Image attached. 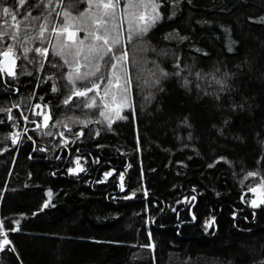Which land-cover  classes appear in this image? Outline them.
Instances as JSON below:
<instances>
[{"label": "trees", "instance_id": "obj_1", "mask_svg": "<svg viewBox=\"0 0 264 264\" xmlns=\"http://www.w3.org/2000/svg\"><path fill=\"white\" fill-rule=\"evenodd\" d=\"M69 3L0 0V33L20 25L26 46L39 47L30 39L36 25L87 7ZM163 3V19L127 45L135 110L110 128L98 110L62 103L67 69L52 66L59 58L51 36L42 65L29 53L18 61L24 74L18 67V79L0 78V107L16 118L0 112V221L5 231L19 227L8 231L0 264H264V205L251 207L249 192L264 179V0ZM170 33L187 39H166ZM153 61L172 75L147 87ZM212 75L228 87L220 91ZM37 103L51 110L47 129L32 123L41 121L32 112ZM12 133L21 138L15 146L4 139ZM77 158L85 171L73 175ZM249 171L259 174L246 179Z\"/></svg>", "mask_w": 264, "mask_h": 264}, {"label": "snow or ice", "instance_id": "obj_2", "mask_svg": "<svg viewBox=\"0 0 264 264\" xmlns=\"http://www.w3.org/2000/svg\"><path fill=\"white\" fill-rule=\"evenodd\" d=\"M19 2L23 5L25 0H19ZM60 3L61 7H63L64 0H60ZM79 3L88 5V9L81 12L79 16L74 17L70 11L65 10L59 24L46 20L45 24L36 25L38 28L37 35L30 37V39L39 40L41 44L39 47L28 48L26 46L19 31L20 25H15L16 30L12 33H0V47L3 48V50H0V78L7 76L15 80L18 79L19 74H24L23 64L18 65V61H29V53H32L29 62L41 63L42 65V62L47 60L49 56V48L44 45L48 41L49 36H51L56 41V44L52 45L54 55L59 58V61H62V63L59 61L53 63L52 66L67 69V74L64 75L62 73V77L67 81L68 95L62 103L70 105L76 100L79 101L76 105L77 107L98 110L99 115L105 118L110 128L114 122L112 116L116 120L127 119L122 113L126 110H132L133 112L135 110L132 99L133 77L128 67L127 45L134 40L142 39L163 19L160 9L164 6V3L163 0H135V2L134 0H126L125 7L120 11L121 0H70L69 7H74ZM93 8L96 11L93 12ZM141 8L144 11H135V9ZM3 13L5 15L11 14L10 9L7 7L3 8ZM57 15L59 16L60 14L57 13ZM13 19H15L14 16ZM33 19L40 20L41 17L35 16ZM76 21H80V23L77 24ZM260 22L264 23V19H261ZM49 24L52 25L51 28L48 27ZM72 28H75V31H71L70 29ZM81 31L85 33L83 38L79 36ZM25 35H29L27 31H25ZM5 37H9L17 43H7ZM173 38L187 39L174 33H170L166 37V39ZM69 56H71V59L68 58ZM153 65L154 67L148 69L144 74L145 86L147 87H157L160 85L162 78L172 75L160 68L155 61H153ZM18 67L21 69L19 74L17 72ZM174 67L178 69L174 75L180 76L182 69H180L179 57H177ZM27 74L31 75L30 72ZM195 75L197 79L201 78L200 73ZM225 77H227V73H225ZM51 79L52 77H49V80ZM139 79L140 76L137 77V80ZM211 81L219 86L220 91L228 87L226 79H218L215 75L211 76ZM189 83L190 81L184 78L183 86H187ZM52 91L57 92L58 88L53 85ZM216 98L219 99V96ZM40 99L42 100L43 97H40ZM12 107L19 108L20 105L15 104ZM0 112L9 113L8 120L15 121L16 118L11 114V108L0 107ZM32 112L34 115L42 117L40 123L32 121L37 128L43 127L47 129L50 127L51 110L47 104H35L32 106ZM20 115L24 120H28V117L23 112ZM74 122L81 123L87 127L93 121L79 120ZM95 122L100 123L101 121ZM57 123L61 122L58 121ZM64 126L68 127L67 124ZM13 127H15V123ZM69 131H71L70 128ZM44 134L51 136L52 132L49 131ZM83 134L81 131L77 135L82 136ZM96 134L99 135V132ZM60 135L63 136V133H60ZM4 139L10 140L14 146L21 142L19 133H12L4 137ZM28 139L31 140L32 137H28ZM5 150L7 151V149ZM39 150L44 151V149ZM74 163L76 166L68 169L70 174L75 175L78 172L85 171L79 158ZM212 166L211 164L209 165V167ZM258 174V172L249 171L245 178L256 177ZM112 175L113 172L105 173V180ZM119 179L121 181L120 187L123 190L124 176L122 173ZM249 192L260 193L258 198H253L250 201L251 207L258 208L264 205V179L257 186L250 187ZM51 196L52 193L49 191V199L44 203L43 208L50 206ZM213 223L214 219L209 221L206 226L211 227ZM16 224L19 225V221H16ZM8 231H19V227L17 226L15 229L9 228L5 231L4 222L0 221V235L5 237L0 242V250H3L5 246L11 243L7 238ZM142 247L154 250L155 245L148 244ZM12 250L14 251L15 249Z\"/></svg>", "mask_w": 264, "mask_h": 264}, {"label": "rangeland", "instance_id": "obj_3", "mask_svg": "<svg viewBox=\"0 0 264 264\" xmlns=\"http://www.w3.org/2000/svg\"><path fill=\"white\" fill-rule=\"evenodd\" d=\"M125 2H126V0H121L120 9H119L120 11H122L123 8L125 7ZM134 2H135V0H134ZM87 9H88V5H87V7H86L85 10H87ZM85 10H84V11H85ZM84 11H83V12H84ZM92 11H93V12L96 11L95 8H93ZM135 11H144V9H142V8H141V9H135ZM72 16L76 17V16H79V14H78V15H72ZM76 23L79 24L80 21H76ZM125 27H127V26H125ZM70 30H71V31H75V28H72V29H70ZM84 35H85V33H84L83 31L79 32V36H80V38H83ZM50 39H51V43H50V45H51V47H52L53 44H56V41H55V39H53L52 37H50ZM52 50H53V48H52ZM53 53H54V51H53ZM68 58L71 59V56H69ZM90 95H92V94H90ZM97 99H99V98H97ZM122 114H124V112H123ZM103 118H104V117H103ZM104 119H105V118H104ZM112 120H113V121H116V119H115L114 116H112ZM41 121H42V117H41ZM41 121H40V122H41ZM81 165H82V164H81ZM75 166H76V165H75ZM78 173H79V172H78ZM250 195H251L250 200H252L253 198H258L259 195H260V193H259V192H257V193H251V192H250ZM0 242H2V241H0Z\"/></svg>", "mask_w": 264, "mask_h": 264}, {"label": "water", "instance_id": "obj_4", "mask_svg": "<svg viewBox=\"0 0 264 264\" xmlns=\"http://www.w3.org/2000/svg\"><path fill=\"white\" fill-rule=\"evenodd\" d=\"M193 198L195 199V196H192V197L190 198V202L193 200ZM194 206H195V205L192 206V209L194 208ZM192 209H191V210H192ZM193 219L195 220L194 217H193Z\"/></svg>", "mask_w": 264, "mask_h": 264}]
</instances>
